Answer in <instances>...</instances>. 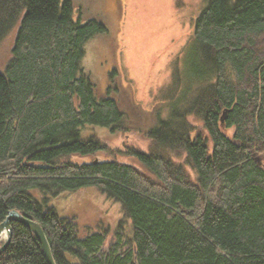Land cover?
<instances>
[{"label":"trees","instance_id":"16d2710c","mask_svg":"<svg viewBox=\"0 0 264 264\" xmlns=\"http://www.w3.org/2000/svg\"><path fill=\"white\" fill-rule=\"evenodd\" d=\"M91 3L0 0V43L14 31L0 72V222L9 209L38 221L56 264H264V0H207L180 96L153 120L117 65L101 92L85 70L88 43L112 33ZM87 126L143 131L147 147L110 148ZM89 187L122 217L79 234L52 201ZM10 224L0 264H47L34 233Z\"/></svg>","mask_w":264,"mask_h":264},{"label":"rangeland","instance_id":"374dc122","mask_svg":"<svg viewBox=\"0 0 264 264\" xmlns=\"http://www.w3.org/2000/svg\"><path fill=\"white\" fill-rule=\"evenodd\" d=\"M206 3L207 0H92V7L102 14L112 32L88 43L83 58V66L96 89L104 91L107 73L117 65L134 102L149 110L152 120L155 107L162 103L161 115H165V104L180 96L188 74L186 46L195 17ZM13 34L14 31L0 43V72L10 55ZM148 121L136 123L141 129ZM84 134L97 136L113 149L147 147L146 136L139 130L112 133L104 127L87 126ZM96 157L107 155L99 152ZM117 158L127 160L122 154ZM52 203L75 221L79 234L99 224L112 228L122 217L117 203L91 187L63 192ZM3 239L4 235L0 243Z\"/></svg>","mask_w":264,"mask_h":264},{"label":"water","instance_id":"95a60500","mask_svg":"<svg viewBox=\"0 0 264 264\" xmlns=\"http://www.w3.org/2000/svg\"><path fill=\"white\" fill-rule=\"evenodd\" d=\"M227 112H228V109L223 108L221 115H220L221 124L224 123V120L227 117ZM255 158L258 159L257 157ZM12 221L21 223L22 225L26 226L30 231H32L41 245V248H42L47 264H56L53 259L51 249H50L48 240L46 238V235L44 233V230L42 229L39 222L36 221L35 219L24 216L17 209H9L5 218L0 222V237L1 235H4V239L2 243H0V254L5 250V248L7 247L10 241L11 232H12L10 223Z\"/></svg>","mask_w":264,"mask_h":264},{"label":"bare ground","instance_id":"6f19581e","mask_svg":"<svg viewBox=\"0 0 264 264\" xmlns=\"http://www.w3.org/2000/svg\"><path fill=\"white\" fill-rule=\"evenodd\" d=\"M4 234V233H3ZM2 236V235H1Z\"/></svg>","mask_w":264,"mask_h":264}]
</instances>
